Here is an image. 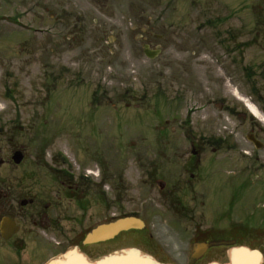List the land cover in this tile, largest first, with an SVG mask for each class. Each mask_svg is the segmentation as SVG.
Listing matches in <instances>:
<instances>
[{
  "label": "rangeland",
  "instance_id": "rangeland-1",
  "mask_svg": "<svg viewBox=\"0 0 264 264\" xmlns=\"http://www.w3.org/2000/svg\"><path fill=\"white\" fill-rule=\"evenodd\" d=\"M239 1L198 0L191 9L187 0H22L18 62L13 51L2 58L10 51L0 40L1 157L16 145L27 151L23 166L4 167L8 183L18 189L33 185L29 165L44 143L49 160L60 150L73 154L77 173L84 172L83 162L101 170L102 184L92 179L95 189H161L159 181L166 183L164 189H234L249 180L235 189L262 190L252 208L264 219V150L259 153L262 160L255 162L238 157L240 149H230L226 168L238 171L233 174L213 163L202 183L198 172L193 171L192 178L186 170L190 138L226 137L248 145L251 118L260 126L256 133L263 141L264 122L232 93L225 100L223 86H228L222 77L209 81L193 75L196 62L204 69L205 63L212 64L207 56L212 45H185L190 33L179 30L172 35L169 25L175 11L185 16L208 6L237 9ZM256 1L244 0L247 13ZM164 9L167 17L162 19ZM141 10L145 12L137 15ZM250 20L254 21L247 24L246 41L264 42L263 33L250 31L257 21L252 13L247 15V23ZM144 24L152 26V47L161 44L158 35L170 31L165 49L153 60L138 39ZM3 28L13 30L15 25L0 20ZM193 51L204 56L194 59ZM250 84L258 89L251 94L245 83V103L257 106L264 117V80ZM224 103L239 105L238 110L245 109L251 118L230 115ZM204 149L203 161L213 153L208 146ZM78 152L85 153L83 160ZM88 153H95V159ZM40 178L46 180V174Z\"/></svg>",
  "mask_w": 264,
  "mask_h": 264
},
{
  "label": "flooded vegetation",
  "instance_id": "flooded-vegetation-1",
  "mask_svg": "<svg viewBox=\"0 0 264 264\" xmlns=\"http://www.w3.org/2000/svg\"><path fill=\"white\" fill-rule=\"evenodd\" d=\"M1 2L0 10L4 12L8 7V11H13L15 24L20 26L21 0ZM259 8L251 12L257 21L250 31L257 35L264 34V0ZM144 12L142 10L140 15ZM181 12L175 11V20L170 24L174 29L172 35L179 30L190 33V42L185 45L201 49L213 45L215 50L207 55L212 64L205 63V69L204 64L196 62L192 70L196 78L210 81L222 77L228 86H223L225 100L229 93L245 94L246 82L264 80V42L246 41L247 24L254 20L247 23V15L251 13L246 12L244 0L237 9H206L191 12L189 18ZM162 17H166L165 13ZM151 29L150 25H144L138 35L144 49L146 45L154 44L149 35ZM205 29L208 33L201 36L191 34L194 30L202 32ZM169 32L165 30L157 36L162 44L153 50L165 49ZM4 34L3 42L8 47L20 48V30L12 35L10 32ZM16 55L19 61L20 51ZM193 55L194 59L204 56L203 52L195 51ZM256 88L257 85L251 84V91ZM224 105L233 108V112L240 108L235 103ZM239 113L246 117L244 111ZM255 130L253 125L252 131ZM236 140L231 143L227 138L198 136L190 139V145L199 156L191 157L189 170H198V182L203 178V168L208 169L214 162L225 170L232 148L249 151L250 158L260 160L256 151L264 150V144L257 149L252 142L246 140L248 145H244ZM205 146L213 153L204 155L207 160L203 161L201 156ZM17 149L25 150L17 147L12 151ZM40 153L36 155L35 167L41 165L46 172L49 170L56 175L50 184L35 178V185L29 189H17L8 183L7 176L1 171L0 264H80L82 255L98 264L107 256L134 247L160 262L191 264L193 246L203 242L244 245L257 250L262 255L261 264H264V219L252 208V201L261 189H92V180L75 172L73 165L61 155L48 162L46 150ZM10 162L6 157L1 170L10 166ZM130 219H136L135 226L127 224ZM120 222H124L122 226L117 225ZM102 225L117 226L107 237L87 243L88 234ZM230 247H210L194 264L227 263Z\"/></svg>",
  "mask_w": 264,
  "mask_h": 264
},
{
  "label": "water",
  "instance_id": "water-1",
  "mask_svg": "<svg viewBox=\"0 0 264 264\" xmlns=\"http://www.w3.org/2000/svg\"><path fill=\"white\" fill-rule=\"evenodd\" d=\"M14 160L16 163H20L23 160L21 153H16ZM95 234V233H94ZM92 236L91 238H93ZM231 264H260V256L256 252L235 249L231 252ZM102 264H160L153 258L141 254L139 251H131L127 257H120L118 260L112 262L105 261Z\"/></svg>",
  "mask_w": 264,
  "mask_h": 264
},
{
  "label": "bare ground",
  "instance_id": "bare-ground-1",
  "mask_svg": "<svg viewBox=\"0 0 264 264\" xmlns=\"http://www.w3.org/2000/svg\"><path fill=\"white\" fill-rule=\"evenodd\" d=\"M249 108L254 116L258 117L261 121L264 122V117L261 115V113L257 110L256 107H254L253 105H249Z\"/></svg>",
  "mask_w": 264,
  "mask_h": 264
}]
</instances>
